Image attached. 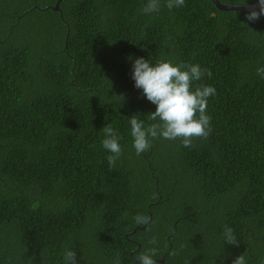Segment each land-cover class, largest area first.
I'll use <instances>...</instances> for the list:
<instances>
[{
  "label": "trees",
  "instance_id": "trees-1",
  "mask_svg": "<svg viewBox=\"0 0 264 264\" xmlns=\"http://www.w3.org/2000/svg\"><path fill=\"white\" fill-rule=\"evenodd\" d=\"M57 1L0 0V264H64L73 246L78 264H132L147 247L157 264H264V16L211 0L148 15L146 0ZM137 57L211 72L196 82L216 89L207 139L136 154L130 117L147 127L156 108L134 87ZM106 124L121 137L115 168Z\"/></svg>",
  "mask_w": 264,
  "mask_h": 264
},
{
  "label": "clouds",
  "instance_id": "clouds-1",
  "mask_svg": "<svg viewBox=\"0 0 264 264\" xmlns=\"http://www.w3.org/2000/svg\"><path fill=\"white\" fill-rule=\"evenodd\" d=\"M161 0H146L141 12L148 15L156 13L161 8ZM164 7L169 10L185 6V0H164ZM264 16V0H255L246 4L244 18L255 22ZM257 73L264 79V67L257 68ZM211 72L202 69L199 64H174L169 60H158L151 63L149 59L137 57L132 61L131 78L134 87L141 89L144 97L154 105L155 111L148 113V119L154 123L145 126V121L135 115L130 117V135L132 147L137 155L149 151L152 140L163 138L167 140L180 139L184 148L195 147L194 139H207L212 132L211 117L207 115L209 97L216 95L215 87L196 84ZM123 100V96H119ZM102 148L109 153L105 158L109 168H115L122 153L121 137L111 124L102 128ZM136 225H150L151 219L144 214L133 217ZM223 243L239 246L234 230L224 225L222 234ZM147 243L156 245L157 239L152 236ZM73 247H65L63 252L64 264H78ZM157 248L147 247L135 255L132 264H157ZM173 251L170 255H175ZM112 264H121L120 254L117 253ZM231 264H247L244 254L236 256Z\"/></svg>",
  "mask_w": 264,
  "mask_h": 264
},
{
  "label": "water",
  "instance_id": "water-1",
  "mask_svg": "<svg viewBox=\"0 0 264 264\" xmlns=\"http://www.w3.org/2000/svg\"><path fill=\"white\" fill-rule=\"evenodd\" d=\"M62 0H58L54 6V10L58 9L59 2ZM212 4L215 6L216 9L220 11H234V12H244L245 11V6L239 7V6H229V5H224L221 4L218 0H211ZM161 262V261H160ZM138 264V262H137Z\"/></svg>",
  "mask_w": 264,
  "mask_h": 264
}]
</instances>
